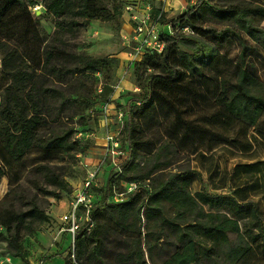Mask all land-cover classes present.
<instances>
[{
	"label": "trees",
	"instance_id": "obj_1",
	"mask_svg": "<svg viewBox=\"0 0 264 264\" xmlns=\"http://www.w3.org/2000/svg\"><path fill=\"white\" fill-rule=\"evenodd\" d=\"M39 2H44L48 12L56 17L55 40L60 41L65 34L84 29L92 20L109 22L123 16L126 6L119 0H0V66L5 77L0 92V184L7 176L10 185L7 197L0 202V242L7 244V251L29 263L25 238L40 231L51 219L43 196L59 197L49 186L64 191L68 187L53 166L54 155L82 153L81 146L89 141L87 134L93 127L82 118L79 126L64 128L58 134L44 136L41 131L49 129L50 120L58 119L66 106L94 107L97 112L102 111V104L111 102L125 112L122 142L129 157L121 172L107 170L105 189L100 188L95 196L90 221L84 222L75 235L74 258L65 259V264H208L214 260L223 264H255L256 248L264 252V219L258 203L241 202L231 194L212 193L206 188L194 193L191 181L195 171H164L170 162H162V153L171 147L170 142L150 145L146 151L139 148V131L134 116L129 115V104L109 98L111 84L106 83L98 94L103 98L99 103L83 89L84 81L95 74L115 72L119 67L117 58L46 47L41 53L46 72L60 82L74 78L81 87L67 93L51 80L53 84L45 85L42 91L44 104L34 99L37 104L31 107L27 91L33 74L25 67L28 61L41 67V60L37 64L29 51L30 43L38 40L41 52L42 40L31 8ZM205 15L233 21L236 26L203 28L200 20ZM255 15L264 16V7H219L208 0H197L193 9L171 21L172 34L163 31L165 50L147 52L134 64L138 65L136 78L143 95L131 100L135 101L131 105L151 107L158 88L171 90L188 74L206 78L205 68L214 65L218 53L215 46L205 41L210 35L217 42L235 39L240 45L234 76L226 75L218 81V104L234 118L249 125L258 124L264 115V81L251 69L250 59L254 51L264 52V28L255 24ZM22 18L24 27L20 28L17 21ZM185 26L191 32L180 31ZM78 132L83 136L77 137ZM33 152L41 158L27 171L24 185L21 181L27 173L14 176L9 168ZM153 153L155 163L149 168L145 162L150 160L147 155ZM130 182L138 183L137 190L116 200L117 190Z\"/></svg>",
	"mask_w": 264,
	"mask_h": 264
},
{
	"label": "rangeland",
	"instance_id": "obj_2",
	"mask_svg": "<svg viewBox=\"0 0 264 264\" xmlns=\"http://www.w3.org/2000/svg\"><path fill=\"white\" fill-rule=\"evenodd\" d=\"M122 4H138V0H119ZM166 6L163 24H171L182 13L193 9L197 0H169ZM211 4L219 7L236 5L239 7H264V0H208ZM156 7L162 6V2H155ZM33 18L39 36L42 40L41 52L40 43L37 41L30 43L29 51L35 62L41 60V67L36 68L31 62H27L25 70L33 74V80L27 91V97L31 107L36 106L34 99L43 105L42 91L44 86L55 84L63 87L67 93L80 88L74 83L72 78L67 82H60L44 69L45 59L42 52L48 46H55L60 50L74 53H86L94 57L113 56L119 60V67L115 72L102 71L93 76L91 80L84 81L82 86L86 92L92 93V98L102 100L99 93L106 83L111 84L113 91L109 98L119 104H129V115L134 116V121L138 127L137 136L140 141L139 148L143 151L151 148L154 144L170 142L171 147L162 153V162L169 160L165 172H175L190 168L195 173L191 181V189L195 193L201 188H206L212 193H226L235 196L239 201H255L261 210L264 219V115L256 125L234 118L223 106L218 104L216 96L218 94V81L226 75L234 76L240 54V45L235 39H228L223 43L217 42L213 37L206 36L205 41L217 48V57L214 65L205 68L206 78L188 74L184 80L180 81L173 89L166 90L158 88L155 95L154 104L145 108L137 104L131 105V100H136L143 95V90L139 86L136 78L138 65H131L128 62L130 48L125 44L124 24L130 23V17L124 7L123 16L113 21L105 22L92 20L89 25L72 34H65L62 41L55 40L56 17L48 12L44 2H39L32 6ZM168 9V10H167ZM255 24L264 28V16L255 15ZM23 20L17 21L20 28L24 27ZM203 28H216L218 30L227 26H236V23L226 19H219L211 15H205ZM199 22V24H200ZM243 35L248 38L251 45L255 46L244 30ZM55 40V41H54ZM3 58L0 53V61ZM181 64L180 59L177 60ZM251 69L256 72L264 81V52L254 51L250 59ZM159 73V71H156ZM5 83V77L0 66V92ZM73 83V84H72ZM129 102V103H128ZM113 104V103H112ZM99 105L97 106L98 109ZM114 108H115V104ZM57 107V105H56ZM94 107L80 108L66 106L58 119L46 116L51 124L49 129L41 131V134L48 136L61 133L64 128L78 125L82 118L93 127L89 141L81 146L82 153L76 155L74 152H58L54 155L53 166L56 171L66 180L67 189L60 190L55 186H49L56 190L59 197L44 195L43 200L51 216L49 222L42 226L33 236L25 238L24 246L27 258L32 256L37 261H42L49 257L48 254H61L65 259L74 258V246L72 238L67 231H62L66 227L63 221L65 213L69 212L70 201L75 193L80 189L83 181L87 177V168L83 163H90V167L97 166L103 159V135L105 131L102 111L94 110ZM47 109V106H46ZM92 116V118H91ZM110 122L113 130L118 129L117 117L113 109L110 115ZM124 128V125H123ZM126 134L124 133V137ZM156 146V150L158 146ZM148 161L145 166L151 167L155 163L154 153L147 155ZM39 153L33 152L21 163H14L9 172L11 175L19 176L27 173L31 166L40 160ZM147 163H149L147 165ZM109 164L100 169L94 182L96 190L93 188L95 196L105 189L109 169ZM21 181L27 185L26 177ZM10 190L9 177H4L0 184V202L3 201ZM127 187L118 189V193H123ZM104 191V190H103ZM126 194L120 199L125 198ZM95 199V197H94ZM69 204V205H68ZM84 221H82L83 223ZM62 232V233H61ZM54 251L51 252V250ZM48 250V252L46 251ZM7 244L0 242V256L6 255ZM256 263L264 264V252L260 247L256 248ZM19 262V261H18ZM22 264H28L22 261ZM30 262V261H29ZM20 263V262H19ZM31 264V263H29ZM40 264V263H38ZM208 264H223L219 261H212Z\"/></svg>",
	"mask_w": 264,
	"mask_h": 264
},
{
	"label": "built area",
	"instance_id": "obj_3",
	"mask_svg": "<svg viewBox=\"0 0 264 264\" xmlns=\"http://www.w3.org/2000/svg\"><path fill=\"white\" fill-rule=\"evenodd\" d=\"M162 2V6L156 7L155 2ZM141 6L138 4H126L125 9L129 14L130 22L132 26L131 32L125 34V44L130 48L128 62L134 65L136 62L142 60L147 52L150 53H162L167 45L166 39L163 37L164 27H168L169 33H173V27L171 24H163L162 20L166 12L167 3L169 0H138ZM180 31L189 33L191 29L189 26H185ZM102 91V88L100 89ZM115 110L117 117L118 129L113 130L110 122V115L112 110ZM103 116V122L105 131L103 135V159L97 166L90 167V163H83L87 168V177L83 181L80 189L75 193L70 201L69 212L63 217V221L66 227L62 228V231L69 232L73 246L75 247V235L80 229L81 225L90 221V212L94 206L93 186L98 176L100 169L105 165V162L109 164V169H114L116 172L122 171V164L129 157V151L123 147L122 142V129L124 125L125 112L121 108H117L111 103L106 102L101 107ZM94 132L87 134L88 137L93 135ZM83 133L78 132L77 137H82ZM127 190L123 193H116L115 199L120 198L124 194L135 192L138 188L137 182H130L126 184ZM120 197V198H119ZM123 199V198H122ZM82 221H84L82 223ZM91 224L90 226H92ZM10 260L7 256H0V264H6Z\"/></svg>",
	"mask_w": 264,
	"mask_h": 264
},
{
	"label": "crops",
	"instance_id": "obj_4",
	"mask_svg": "<svg viewBox=\"0 0 264 264\" xmlns=\"http://www.w3.org/2000/svg\"><path fill=\"white\" fill-rule=\"evenodd\" d=\"M170 2L171 1H169L168 5H171ZM123 17H124L125 20L128 21V18H126L124 15H123ZM131 30H132L131 22L128 23V24L127 23L124 24V30L123 31L126 32V34L129 33V32H131ZM164 30L168 31L169 29L166 26V27H164ZM66 214L67 213H65V215ZM67 234L70 236L69 232ZM46 251L48 252V250H46ZM52 251H54V249H52L51 252ZM48 255H49V257H47V258H49L48 260H47V258H44V260H42V261L39 262V261H37V258L38 257L34 258L32 256L28 257V260L30 261L29 263H31V264H38V263H40V264H65V257H64V255H61V254H58V253L53 254V255H51V254H48ZM1 256H7V257L10 258V260L8 262H6V264H22L23 263L20 258H16V257L12 256L8 251H6V255H1Z\"/></svg>",
	"mask_w": 264,
	"mask_h": 264
}]
</instances>
